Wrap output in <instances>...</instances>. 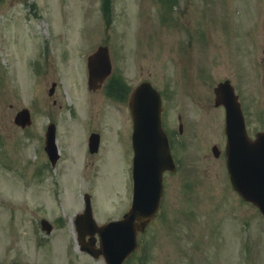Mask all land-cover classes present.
Segmentation results:
<instances>
[{"label": "rangeland", "instance_id": "374dc122", "mask_svg": "<svg viewBox=\"0 0 264 264\" xmlns=\"http://www.w3.org/2000/svg\"><path fill=\"white\" fill-rule=\"evenodd\" d=\"M166 5L0 0V264H105L79 250L74 217L84 193L98 224L130 206L127 97L143 80L163 94L178 167L164 174L159 213L125 264H264V217L233 190L222 151H211L223 150L225 141L223 109L214 105L219 81L234 85L249 132L262 128L264 0ZM105 44L112 73L124 79L117 99L104 86L87 88L85 57ZM24 107L32 119L27 128L13 122ZM49 120L60 155L53 166L43 149ZM94 131L102 140L92 154L87 139ZM41 218L53 224L49 234Z\"/></svg>", "mask_w": 264, "mask_h": 264}, {"label": "water", "instance_id": "95a60500", "mask_svg": "<svg viewBox=\"0 0 264 264\" xmlns=\"http://www.w3.org/2000/svg\"><path fill=\"white\" fill-rule=\"evenodd\" d=\"M90 87L101 82L111 69L107 47H98L87 56ZM52 91V89L50 90ZM216 104L226 108L227 168L233 188L246 201L257 206L264 215V129L250 139L245 131L244 121L237 102V96L229 81L220 82L215 88ZM133 118V201L123 218L103 225H96L91 212L90 196L85 195V209L77 215L79 238L85 235H99V248L91 243L82 246L91 255H103L107 264H121L136 246L137 231L143 230L155 214L161 196V176L167 168H173L167 139L161 129V104L158 93L148 82L141 83L129 100ZM29 121L26 109L20 110L15 122L24 125ZM96 141L95 136L90 140ZM46 150L54 161V127L46 132ZM42 228L50 231L51 225L42 221Z\"/></svg>", "mask_w": 264, "mask_h": 264}]
</instances>
